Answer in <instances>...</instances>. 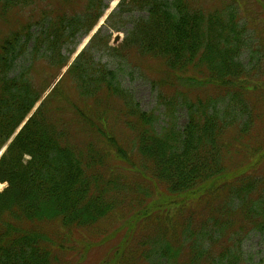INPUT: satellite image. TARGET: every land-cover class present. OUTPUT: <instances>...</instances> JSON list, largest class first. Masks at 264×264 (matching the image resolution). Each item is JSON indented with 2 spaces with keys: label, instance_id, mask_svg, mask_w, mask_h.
Wrapping results in <instances>:
<instances>
[{
  "label": "trees",
  "instance_id": "trees-1",
  "mask_svg": "<svg viewBox=\"0 0 264 264\" xmlns=\"http://www.w3.org/2000/svg\"><path fill=\"white\" fill-rule=\"evenodd\" d=\"M109 1L0 0V264H78L63 255L94 243L86 232L101 236L129 204L115 174L130 171L116 160L136 166L155 193L130 196L146 226L101 264H264L241 250L247 233H264V178L255 172L264 141L244 144L264 124V47L254 49L243 21L251 0H120L107 17L118 30L124 14L147 15L115 53L164 71L153 69L159 102L169 118L183 106L187 123L179 130L169 119L161 132L89 54L108 47L100 31L42 100L69 62L64 51L74 53Z\"/></svg>",
  "mask_w": 264,
  "mask_h": 264
},
{
  "label": "rangeland",
  "instance_id": "rangeland-1",
  "mask_svg": "<svg viewBox=\"0 0 264 264\" xmlns=\"http://www.w3.org/2000/svg\"><path fill=\"white\" fill-rule=\"evenodd\" d=\"M119 2L120 0H110L106 3L107 9H105L103 16L99 20V23L90 34L79 39L77 43L78 45L74 47V53L69 54L67 53V50L64 51L65 57H69L68 66H71V64L76 60L78 57L77 55L82 49L89 47V41L95 33L100 31L102 36H109L110 41L108 42V49L94 46L88 50L89 54L94 59V62L96 64L104 65L109 71L115 73L116 82L121 86L122 89L126 90L130 93V95H132L143 112L154 113V115L157 117L155 125L157 132H161L162 128L167 126L169 119L173 121L174 125H176V128L182 130L187 123V115L183 106H178L175 108L173 117L169 118L167 116L168 110L165 109V106L159 102L158 94L160 93L159 89H161V86L157 76H155V72H153V69L157 68V70L161 72L162 68L159 66L155 67V65H144L143 63H147V61L145 62L138 60L132 54L122 52V50L119 52L122 57L116 55L115 53V50L116 52L119 50L123 40L132 30L134 22L147 17L146 13L142 12L124 14L122 16L123 21L118 22L117 24L118 30H111L107 28L105 21L110 14H114L118 11ZM244 4L243 21L247 22V27L249 30L248 37L251 36L252 42L257 45V47L254 49L259 50L260 48L264 47V0H251L249 2H244ZM54 6L60 7L61 3H58ZM116 39H118V41L114 43ZM259 39L261 40L262 44L260 47L258 45ZM248 60V53H245L241 57V61L247 65ZM24 64H26L25 60H22L17 64V68L20 72L26 66ZM19 71L17 70L18 73ZM65 71L66 68H64V70L61 72L58 79L62 74H64ZM14 75L16 76L18 74L15 73ZM58 79L51 85L45 95L49 93L50 90H52L54 85L58 82ZM254 100L259 101L258 96H255ZM262 106L264 108V104H262ZM263 141L264 124L256 126L252 130L251 136L245 139L244 144L245 146L254 148L257 145H261V142ZM133 155L127 154L126 156L127 158L132 157L134 160L136 157ZM240 159H243V157L237 156L233 158L234 161H238ZM112 165L124 166V169L130 171L129 175L117 174L119 172H116L115 174L121 180L122 184H124L122 191L124 197H128L129 204L126 208L124 205H121L119 207L121 210L116 211L113 216L104 221V223L101 225V236L92 235L94 231L86 232L89 234L86 235V237L94 243L82 244L77 242L74 245L75 252L68 255H63V259H75V262L78 264H101V262L113 251V249L124 240V237L129 230L133 231L134 233L136 232L137 234L141 232V229L145 228L146 225L142 223L143 210H138V212L135 214V206L137 203L134 202V204H131L130 200L134 198L130 196L136 195L139 192L146 193L147 191H152L155 193V188L150 182L147 181L146 178H140L138 176V168L136 166L130 169L126 164H124V161L121 160H116ZM255 172L264 178V162L257 167ZM3 187L4 186H0V190H2ZM138 215H140L139 224H137ZM133 235L126 239L130 246H132L134 243L135 246L138 243V240L136 241L137 238L135 239ZM107 238H111L110 242L108 240V243L101 247L102 242ZM90 245H95L97 247H90L87 249ZM241 250L243 258L246 261L251 263H264V233L258 232L256 230H252L251 232L247 233L241 243Z\"/></svg>",
  "mask_w": 264,
  "mask_h": 264
},
{
  "label": "water",
  "instance_id": "water-1",
  "mask_svg": "<svg viewBox=\"0 0 264 264\" xmlns=\"http://www.w3.org/2000/svg\"><path fill=\"white\" fill-rule=\"evenodd\" d=\"M118 41V39H116L114 42L116 43Z\"/></svg>",
  "mask_w": 264,
  "mask_h": 264
}]
</instances>
